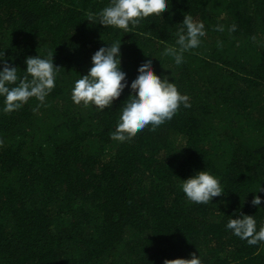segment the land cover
Returning a JSON list of instances; mask_svg holds the SVG:
<instances>
[{"label": "trees", "instance_id": "trees-1", "mask_svg": "<svg viewBox=\"0 0 264 264\" xmlns=\"http://www.w3.org/2000/svg\"><path fill=\"white\" fill-rule=\"evenodd\" d=\"M109 2L0 0L8 66L23 76L26 58L54 50L61 69L44 104L0 111V264H164L190 254L203 264H264V243L250 246L226 228L239 214L264 227V202L251 205L253 195L264 201V0H169L129 32L88 21ZM184 15L207 34L176 65L165 50L178 47ZM119 39L128 80L144 56L154 58V74L191 105L124 141L111 132L134 90L102 112L71 99L93 54ZM203 170L224 189L210 205L181 190Z\"/></svg>", "mask_w": 264, "mask_h": 264}, {"label": "clouds", "instance_id": "clouds-1", "mask_svg": "<svg viewBox=\"0 0 264 264\" xmlns=\"http://www.w3.org/2000/svg\"><path fill=\"white\" fill-rule=\"evenodd\" d=\"M168 7L169 0H110L109 5L98 15L90 12L88 21L129 32L130 25L138 24L140 18L149 14L160 17ZM236 27L233 24L228 30L235 31ZM215 30L223 32L224 26L217 25ZM206 34L203 21L184 15L175 32V45L178 47H168L165 54L171 56L176 65H180L184 62L183 53L198 48ZM120 50L121 39L97 50L91 57L92 66L88 73L75 81L71 99L75 105L94 107L102 112L105 108H111L113 100L120 97L125 87L134 90V94L121 103L119 121L111 132L113 139L124 141L148 126L155 131L166 121L172 120L181 106L189 108L191 105L189 96L181 94L175 83L154 74V58L144 56L143 62L137 65V74L128 80L127 72L121 67ZM53 55L54 50L46 58L39 55L26 58V69L22 72L24 75L20 76L17 68L8 66L4 52H0V98H3L0 111L12 113L33 98L39 104L46 102L61 70L54 66ZM181 190L187 200L200 205H210L213 198L224 195L219 179L205 170L183 180ZM261 191L264 189L260 186L258 192ZM262 202L260 196L253 195V207L259 208ZM226 228L250 246L264 243V227L257 228L255 216L239 214L237 218L229 219ZM190 257L165 260L164 264H203L199 255L190 254Z\"/></svg>", "mask_w": 264, "mask_h": 264}]
</instances>
